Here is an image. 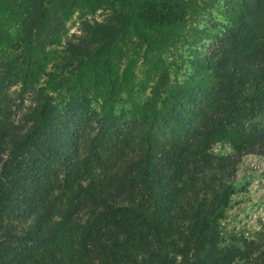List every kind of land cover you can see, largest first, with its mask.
<instances>
[{"label": "trees", "instance_id": "obj_1", "mask_svg": "<svg viewBox=\"0 0 264 264\" xmlns=\"http://www.w3.org/2000/svg\"><path fill=\"white\" fill-rule=\"evenodd\" d=\"M100 6L0 0V264H264V234L218 224L240 159L264 157V0H122L87 21ZM127 36L152 85L115 125L144 66Z\"/></svg>", "mask_w": 264, "mask_h": 264}, {"label": "rangeland", "instance_id": "obj_2", "mask_svg": "<svg viewBox=\"0 0 264 264\" xmlns=\"http://www.w3.org/2000/svg\"><path fill=\"white\" fill-rule=\"evenodd\" d=\"M110 6H100L99 9L86 12L85 19L102 23L110 9L117 12L120 9L122 0H106ZM68 21L65 23L67 34L70 36H81L79 24L77 23V13L75 10H68L66 15ZM113 23V22H111ZM65 37V38H66ZM127 43L132 51L127 53L134 63L144 65L140 70L134 69V79L128 81L130 84H122V89L117 95L114 103V124L125 122L133 117L132 106L141 105L148 96V90L152 85L150 75L148 80L144 79L146 65L140 63L141 49L133 37L127 36L122 40ZM77 42V41H76ZM131 43V44H130ZM131 45V46H130ZM184 50V48H183ZM122 65L126 64V59L120 60ZM180 79V76L177 75ZM176 78V79H177ZM125 89H131V97H127ZM99 104V102H98ZM213 151L216 154H229L231 150L226 145H215ZM234 194L230 197L228 205L222 211L218 219L219 227L224 237L230 235L243 236L248 239L257 238L264 234V157L256 155H245L237 164L234 179ZM12 244V243H10ZM9 244V245H10Z\"/></svg>", "mask_w": 264, "mask_h": 264}]
</instances>
